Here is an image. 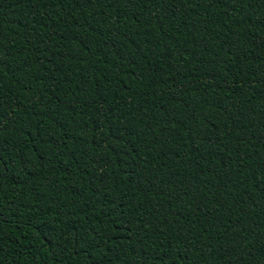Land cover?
<instances>
[{
    "label": "trees",
    "instance_id": "obj_1",
    "mask_svg": "<svg viewBox=\"0 0 264 264\" xmlns=\"http://www.w3.org/2000/svg\"><path fill=\"white\" fill-rule=\"evenodd\" d=\"M0 264H264V0H0Z\"/></svg>",
    "mask_w": 264,
    "mask_h": 264
}]
</instances>
